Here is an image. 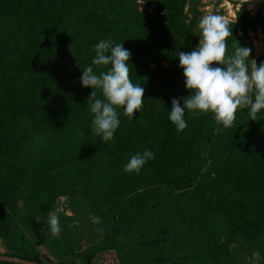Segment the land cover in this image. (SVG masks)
Segmentation results:
<instances>
[{"label": "trees", "instance_id": "trees-1", "mask_svg": "<svg viewBox=\"0 0 264 264\" xmlns=\"http://www.w3.org/2000/svg\"><path fill=\"white\" fill-rule=\"evenodd\" d=\"M123 1L0 0L2 254L52 264L39 250L50 231L45 218L68 196L76 213L110 228L109 251L122 264H248L254 254L264 264V110L253 121L240 109L224 128L214 114L186 109L187 127L177 131L171 100L190 94L178 52L197 47L198 12L191 5L186 21L188 0H149L154 8L138 14L117 9ZM80 4L90 11L79 14ZM237 21L229 55L258 20L242 9ZM101 40L132 53L130 78L145 89L133 119L117 109L120 125L107 144L92 131V89L80 80L88 66L106 70L92 65ZM145 149L155 158L126 173L130 156ZM99 251L81 253L82 264L104 260Z\"/></svg>", "mask_w": 264, "mask_h": 264}, {"label": "clouds", "instance_id": "clouds-1", "mask_svg": "<svg viewBox=\"0 0 264 264\" xmlns=\"http://www.w3.org/2000/svg\"><path fill=\"white\" fill-rule=\"evenodd\" d=\"M229 21L221 15L207 14L199 21V43L192 51H179V67L183 69L184 85L189 95L172 98L169 112L170 121L177 131H184L187 122L185 110L199 115L212 113L217 124L232 128L240 109H248L250 120L257 121L258 113L264 110V62L257 64L252 59L248 64L251 49L239 47L234 54H228L227 39L232 35ZM95 57L92 65L104 71H94L92 66L82 70L80 78L84 87L92 89L89 107L92 131L107 144L114 140L120 125L117 109L129 119L143 108L145 89L134 84L130 78L128 62L132 53L122 44L101 40L94 45ZM97 90L103 99H97ZM181 99L183 105H181ZM154 153L145 149L130 156L124 166L128 174H139ZM100 223L99 217L93 218ZM48 224L53 236L60 233L59 217L49 213ZM1 252L0 254H2ZM114 259V258H112Z\"/></svg>", "mask_w": 264, "mask_h": 264}, {"label": "rangeland", "instance_id": "rangeland-1", "mask_svg": "<svg viewBox=\"0 0 264 264\" xmlns=\"http://www.w3.org/2000/svg\"><path fill=\"white\" fill-rule=\"evenodd\" d=\"M191 5H195V9L198 12L196 15L198 18V23L196 24L197 26L195 29V35L197 37L198 43L200 40V29L198 25L200 19L204 15H221L230 23H235L238 22V11L243 9L246 15L251 17V20H258L257 22H252V25L246 29L245 36L243 39H241V41L246 48L251 49V57L249 60L250 65L252 63V59L257 60L258 58H261V60L264 62V32L261 25V20L264 18V0H197L196 2L194 0H188L185 7L187 17L186 21H188L191 17L189 11ZM76 8H78V11H76L79 12V14L88 13L90 11L89 6L86 4H80ZM153 8L154 3L149 2V0H134V2H131V0H124L120 5L117 4V9L119 10L122 9L128 11L137 9L138 14L143 13L145 10L151 11ZM162 12L163 11H161V13ZM120 16L121 15H119V18ZM163 64L165 63L163 62ZM154 65L155 63L152 62L148 67L153 68ZM50 212H55L58 215L60 229L62 226H66L67 229L64 230V235H62L63 231L60 230V233L56 236L62 241H65V238H68L72 242L70 245L73 246L74 244L73 249L78 251V255H81L83 252L88 254L95 252L94 255H96L97 253H100L99 250L102 249L101 253H103L104 257L110 255L111 259L114 258L117 260V263H119L118 259L121 257L120 252L115 253L109 251L108 239H110L109 237L111 236L110 228H99L97 223L93 222V216H91V212L87 211L86 216H83V213L80 212L76 213L70 205L68 196H58L54 203V207ZM48 219L49 214L45 218L47 224ZM60 240L53 242V248L57 249L59 246H62L63 242ZM2 250L5 251L6 249L3 245H0V251L2 252ZM59 253L62 254L61 252ZM123 256H126V254ZM258 263L259 258L256 254H254L248 261V264Z\"/></svg>", "mask_w": 264, "mask_h": 264}, {"label": "crops", "instance_id": "crops-1", "mask_svg": "<svg viewBox=\"0 0 264 264\" xmlns=\"http://www.w3.org/2000/svg\"><path fill=\"white\" fill-rule=\"evenodd\" d=\"M57 240H60V239L57 236H53L51 231H48L46 233L44 245H41L39 247V250H40L43 258H45V256H47L49 258V260L52 261V264H59L60 262H63V264H66L68 262V264H69L72 261H74L75 264H82L83 263V261H84L83 256L78 255L77 250L73 251L70 248L65 247L64 244H62V246H59L57 249L53 248V242H55ZM60 241H62V240H60ZM0 245H1V243H0ZM2 252H4V251L2 250ZM59 252H61L62 254H60ZM95 258H96V256L94 257V262L92 261L93 263H91V264H121L120 262L122 261L120 257L118 259L119 263H117V260H115V259L108 262L106 260V257H104V260H102L100 262L97 261V259H95Z\"/></svg>", "mask_w": 264, "mask_h": 264}, {"label": "water", "instance_id": "water-1", "mask_svg": "<svg viewBox=\"0 0 264 264\" xmlns=\"http://www.w3.org/2000/svg\"><path fill=\"white\" fill-rule=\"evenodd\" d=\"M0 260H9V261H13L16 263H21V264H40L34 261H28V260L21 259V258L11 257L5 254H0Z\"/></svg>", "mask_w": 264, "mask_h": 264}]
</instances>
